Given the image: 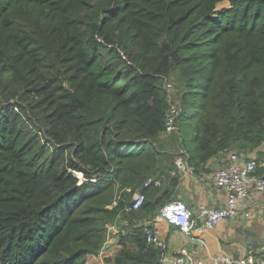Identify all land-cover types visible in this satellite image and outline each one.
<instances>
[{"label": "trees", "instance_id": "obj_1", "mask_svg": "<svg viewBox=\"0 0 264 264\" xmlns=\"http://www.w3.org/2000/svg\"><path fill=\"white\" fill-rule=\"evenodd\" d=\"M190 124L194 170L264 146V0H0V264L97 256ZM119 245L115 264L158 262L142 230Z\"/></svg>", "mask_w": 264, "mask_h": 264}, {"label": "crops", "instance_id": "obj_2", "mask_svg": "<svg viewBox=\"0 0 264 264\" xmlns=\"http://www.w3.org/2000/svg\"><path fill=\"white\" fill-rule=\"evenodd\" d=\"M182 155L183 157H179L182 160H186L190 156L187 152ZM241 158L244 161L253 160L260 166L264 163V146L251 155ZM223 162V158L214 157L205 167L196 170L190 168L186 173H181L176 168V174L171 175L170 180L159 185L161 188L159 194L162 196L166 194L169 197V201H166L165 196L164 202H183L194 213L192 220L199 224L200 220L196 215L199 206L220 208L225 204V193L216 188L213 183L214 174L221 169ZM256 175L264 177V171L258 168ZM174 177L176 179L171 181ZM149 187H142L141 192L146 191ZM238 209L239 215L235 219L220 222L213 230L201 235L194 233L189 236L168 226L158 217L157 211H142L138 219L129 218L126 216L127 212L110 227L104 249L97 256L89 257L86 264H115L114 260L121 248L120 239L143 228L155 229L172 255L185 250L208 263L212 258L220 255H226L232 259H242L250 251L256 259H264V249L253 248L254 242L259 247L264 246V192L251 190L248 196L240 202ZM243 213H248L250 217L245 219ZM249 234L253 236L249 237Z\"/></svg>", "mask_w": 264, "mask_h": 264}, {"label": "built area", "instance_id": "obj_3", "mask_svg": "<svg viewBox=\"0 0 264 264\" xmlns=\"http://www.w3.org/2000/svg\"><path fill=\"white\" fill-rule=\"evenodd\" d=\"M174 113L176 114L175 110H172L171 118L168 120L167 131L174 130L172 127ZM180 158L175 161L176 168L181 173H186L190 170L187 165L188 158L186 160ZM258 168L264 171V163L258 166L255 161H244L240 156L232 153L224 160L223 166L213 177L215 187L222 190L226 195L224 206L220 208L199 206L196 210V215L200 220L199 224L192 220L194 213L181 201L167 203L158 211V217L168 226L176 228L181 234L186 236L194 233L201 235L213 230L220 222L233 220L239 215L238 206L251 190H256L260 193L264 192V177L256 175ZM75 175L78 179L77 186L80 187L84 180L81 175ZM150 185L159 186V182L149 180L143 187L147 188ZM144 202L145 195L141 191H136L126 212L139 210ZM242 215L245 219L250 217L248 213H243ZM142 232L146 243L152 245L158 252L157 264H264V259H256L250 251L242 259H232L226 255H220L212 258L208 263L194 257L185 250L172 255L155 229L143 228Z\"/></svg>", "mask_w": 264, "mask_h": 264}, {"label": "rangeland", "instance_id": "obj_4", "mask_svg": "<svg viewBox=\"0 0 264 264\" xmlns=\"http://www.w3.org/2000/svg\"><path fill=\"white\" fill-rule=\"evenodd\" d=\"M224 8H230L228 2L224 1L222 3H220L217 8L216 11L219 12L220 10L224 9ZM174 115H176L174 113ZM193 132H194V128H193V124H190L188 130L184 131V135H185V150L189 155H193L195 152V144H194V140H193Z\"/></svg>", "mask_w": 264, "mask_h": 264}, {"label": "water", "instance_id": "obj_5", "mask_svg": "<svg viewBox=\"0 0 264 264\" xmlns=\"http://www.w3.org/2000/svg\"><path fill=\"white\" fill-rule=\"evenodd\" d=\"M252 236H253L252 234H249V237H252ZM253 248H255V249H264V246L259 247V245H256L255 242H254Z\"/></svg>", "mask_w": 264, "mask_h": 264}, {"label": "bare ground", "instance_id": "obj_6", "mask_svg": "<svg viewBox=\"0 0 264 264\" xmlns=\"http://www.w3.org/2000/svg\"><path fill=\"white\" fill-rule=\"evenodd\" d=\"M79 174V173H78Z\"/></svg>", "mask_w": 264, "mask_h": 264}, {"label": "clouds", "instance_id": "obj_7", "mask_svg": "<svg viewBox=\"0 0 264 264\" xmlns=\"http://www.w3.org/2000/svg\"><path fill=\"white\" fill-rule=\"evenodd\" d=\"M80 175V174H79Z\"/></svg>", "mask_w": 264, "mask_h": 264}]
</instances>
